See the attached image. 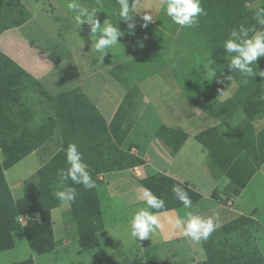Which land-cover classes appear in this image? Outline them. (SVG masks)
<instances>
[{
	"label": "crops",
	"instance_id": "0c3cea01",
	"mask_svg": "<svg viewBox=\"0 0 264 264\" xmlns=\"http://www.w3.org/2000/svg\"><path fill=\"white\" fill-rule=\"evenodd\" d=\"M20 1L29 13L28 18L18 26L0 32V143L32 133L33 136L29 138V142L25 141V144L20 146L15 145L12 149L17 152L28 143L34 142H36V147L10 167L2 169L13 200L22 196L24 183L35 184L38 179L37 170L56 153L62 151L65 153L64 150L70 143L77 145L85 164L86 160H101L102 155L107 154L108 145L102 129V122L96 116L91 115V112L81 110L82 98L75 94L63 98L61 106L69 114L63 113L56 118L54 96L79 89L99 110L106 123L112 119L127 87L131 85H137V93L140 92L142 96L143 106L152 105V99L145 96L138 85L143 77L139 78L140 80L137 82L136 78L135 82L134 80L131 83L128 82L133 73L132 67L129 65L132 64L133 59H136L139 51L137 43L144 39L151 41L155 37H161L162 40H167L166 37L169 40L171 37V39L186 43L214 44L221 42L225 40L224 37L229 34L231 29L241 24L245 27L252 26L250 21L245 18L246 12H251L260 3V0L244 2L242 0H201L206 15L199 17V24L195 27H181L165 14L164 9L157 8L160 0H139L141 7L150 6L153 8L157 19L144 28L140 26L141 22L137 16L135 34L129 35L127 23L117 20L118 17L115 15L119 9L118 2L80 0V3L86 6L99 7L97 19L101 23L104 19L113 24L117 23L125 32L120 39H127L137 48L132 55L126 56V59L120 56V52H124V47L122 49L113 48L104 57L103 63H100L98 57L95 58L96 54L91 51L90 26L83 24L77 28L73 18L74 13L67 8L69 0H42L41 8L35 7L38 0ZM228 28L230 29L227 30ZM202 51L199 53L203 58L210 57V55L215 56L213 50ZM112 70L115 74H112ZM203 80L204 78H202ZM192 83L189 85L190 82H188L186 86L170 83L173 86L179 85L180 89L171 93L164 106L162 104L166 101L165 97L167 96L162 91L165 92V89L160 88L159 92L154 95L157 104H160L154 106L163 121L154 130L153 137L159 139L167 147L169 160L168 164L164 165L165 167L152 172H161L175 179L192 188L200 194V197L192 202L191 209H184L183 206H180L156 213H165L163 220L168 223V220L173 217L172 214H168V211H173L174 216L178 214L181 217H185L187 211H192L203 217H212L214 222L220 226L240 215L250 217L261 226V229L253 233V236L258 249L264 256V160H261L262 146L261 152L254 150L245 153L243 150L237 149L233 143L236 135L227 129L223 130L221 126L225 120L232 119L237 109L230 115L226 111H220L219 105L214 104V99L224 101L229 98L236 90L237 85L235 84V88L232 89L233 93L222 99L217 98V93H212L213 89L207 86L209 83ZM146 90L156 91L153 90L152 85ZM184 90L187 91L186 94L183 92ZM225 90H231V88H226L223 84L218 91ZM206 96L209 98L208 105H204L202 101ZM76 103H78V107ZM200 103H203V106ZM137 118L138 116L132 119V127L120 148L129 150L130 153L144 160V164L135 166L139 169L140 166H151L154 160L149 156H144V153L140 155L137 145L131 140L135 125L141 122V116ZM58 119L65 124L62 129L59 128ZM147 119L143 123L147 122ZM241 120L240 123L236 122L235 124L246 122L243 121V118ZM49 122H52L53 125L40 128ZM253 124L255 129H259L263 125V121L255 118ZM160 125L176 128L186 133L185 140L173 154L171 148L155 135ZM212 126H218L215 161L209 158L208 149L195 138L198 132ZM140 133L142 131H139ZM190 156L193 158V164L190 163ZM237 157L238 159L243 157L240 163L244 165V169L255 166V171L239 194L233 196L231 194L232 186L229 184L228 177L223 173L221 164L224 168L230 167L232 163L237 162ZM0 166H2L1 163ZM16 166L33 167L29 174L21 176L18 170H15ZM52 166H67L66 159L59 158L53 162ZM190 166H194L193 169ZM201 170L204 171V176L196 181ZM100 175L102 179L99 180L107 182L104 173H100ZM136 180V184H132L126 190L127 193L122 197L119 195L124 201V205L119 210L134 208L136 212L140 208L147 207L142 197L145 189L139 180ZM229 186L231 189L228 190ZM98 193L102 205V194ZM102 209L104 227L97 232L101 245L100 257L106 258L115 252V255L119 256L113 259L114 264H141L140 262H143L142 264H160L163 262V257L160 256L158 250V245L162 241L159 242L154 238L143 241L133 239L129 234V223L132 216L124 214L111 216L109 222L112 227L124 229L125 237L110 249L104 250L100 234L104 233L106 236L110 226L105 223L106 211L103 205ZM67 213H69L67 202H61L57 207L51 209V224L56 247L44 254H37L30 249L28 258H32L34 264H37L40 255L56 253L60 247L65 249L73 241L66 235L71 225L67 219ZM19 216L26 217L25 223L18 220ZM29 217L31 219L38 218L37 214H18L16 220L23 227ZM16 231L22 232V230ZM16 231H11L12 237ZM134 246H138L141 254L139 263H136L137 259L133 255ZM188 247L192 253L191 260L195 264H202L205 258L202 241L195 242L189 238ZM122 252L126 254L120 257ZM150 256L151 260L146 263L145 260ZM94 257L99 259L96 255Z\"/></svg>",
	"mask_w": 264,
	"mask_h": 264
},
{
	"label": "trees",
	"instance_id": "16d2710c",
	"mask_svg": "<svg viewBox=\"0 0 264 264\" xmlns=\"http://www.w3.org/2000/svg\"><path fill=\"white\" fill-rule=\"evenodd\" d=\"M111 1L117 2V0ZM244 1L247 0H242V2ZM261 6H264V0H260L259 5L253 8L251 12L247 11L245 15V18L252 25H255L258 30H260V26L256 24L253 13L257 7ZM28 16L29 13L20 0H0V32L20 25ZM242 18L244 19V15ZM227 30L224 31L228 32ZM227 37L228 35L224 39ZM222 43L223 41L216 42L209 44L208 47L215 52L217 58L221 56L218 60V75L221 78V82L226 79L224 78L225 76L231 75V78L236 82L237 88L229 98L220 103H215V105H219L220 111H226L230 115L236 109L241 110L246 122L244 124H235L228 128L227 131L236 135L233 142L234 146L245 153H250V151L253 152L254 150L260 151L262 146L263 155L261 160H264V101L258 99L260 95H264V78L254 75L252 78H248L247 84L241 83V74L228 69L229 56L224 52ZM253 69L254 71H264V57L258 58L256 66L253 65ZM113 73L115 74L112 70ZM137 92L138 87L136 84L127 87L109 123H106L99 110L79 89H73L53 98L56 118L59 115H63V113H67L61 106L63 98H68L75 94L82 98L81 110L91 112V115L96 116L102 122V129L108 145L107 154L102 155L101 160H86V165L96 185L102 182L97 178L100 173L131 169L144 164V160L141 157L130 153L129 150L120 148L132 127V105ZM202 101L204 105L209 104L207 96ZM76 105L78 107V103ZM200 105L203 106V103H200ZM255 118L263 121V125L259 129L254 127L253 121ZM57 123L60 129L65 125L60 119H58ZM52 125V122H49L40 128L43 129ZM217 130L218 126H212L195 135L196 140L208 149L209 158L213 161H215V143L218 141ZM155 135L171 148L172 154L179 149L186 138L185 132L165 125H160ZM31 136H33L32 133H27L21 138H13L0 143V163L2 165L0 166V251L14 246L11 231L16 230H22L29 248L37 254L50 252L56 247L51 224V209L61 203L54 196V192L58 188L60 170L67 168L68 165L52 166V164L59 158H65V153L63 151L56 153L41 166L37 170L38 179L36 183L32 185L24 183L22 196L15 200L11 197L2 172L3 168L10 167L25 157L29 151L35 149L36 142L28 143L17 152L12 149L15 145L25 144V141H28ZM241 159L243 157H239L236 163H232L227 168H224L221 164L222 171L228 177L229 184L232 186V189L229 186L228 190L231 189L233 196L239 194L255 171V166H249L244 169V165L240 163ZM138 180L144 189L150 190L165 201V208L159 211L152 210L154 213L183 206L172 191L174 185L178 184L182 187L188 193L192 202L200 197V194L192 188L161 172L148 173ZM68 184H71V181H68ZM72 186L76 187L78 191L76 200L68 203L74 227L73 236L78 245V252H89L99 247L100 242L97 232L104 227L100 195L97 187L85 189L82 185ZM18 214H37L38 218L31 219L29 217L26 224L22 227L16 220ZM259 229H261V226L257 221L242 215L224 223L206 241H202L205 255L202 264H263L264 256L258 249L253 236V233ZM9 264H34V261L32 258H26ZM160 264L170 263L162 262Z\"/></svg>",
	"mask_w": 264,
	"mask_h": 264
},
{
	"label": "rangeland",
	"instance_id": "374dc122",
	"mask_svg": "<svg viewBox=\"0 0 264 264\" xmlns=\"http://www.w3.org/2000/svg\"><path fill=\"white\" fill-rule=\"evenodd\" d=\"M41 2L42 0H38L35 7L41 8ZM165 39L167 40H162L161 37H155L151 41H146L145 39L141 40L140 42H142V46H140V42L137 43L139 44L138 55L136 56V59L131 61L133 65H129L132 67L133 73L131 74L128 82L131 83L133 80L135 82V78L137 82L143 77L138 85L142 90V93L149 99H152L153 105L152 106L150 104L147 107H145V105L143 106L140 92L135 95L132 105V119L137 116L138 118L141 116V122H138L135 125V131L131 134V140L137 145L140 155H143L144 153V156L151 157L154 162H152L151 166H140L139 175H136L132 168L129 171L121 170L104 173V178L107 182H100L96 185V187L98 192L102 194V205L106 211L105 223L108 226L111 225L109 222L110 217L115 214L117 216L124 214L130 217L135 214L134 208H127L125 210H122L121 208V210H119L120 207L124 205V201H122L119 195L122 197L123 194L127 193L126 190L129 189L132 184H136V179H139L154 170L158 171L159 169L165 167L164 165L168 164L169 156L167 147L159 139L153 137L154 130L161 123V121H163L157 108L154 106L160 105L157 104V101L155 100V93L159 92L160 88L165 89V92L162 91V93H165L167 96L165 97L166 101L162 104L164 106L165 103L168 102L167 99L171 93H173L176 89L179 90V85L182 84L186 86L188 82H190L189 85H191V82H193L192 84H196L198 82L206 84L205 82H207L209 83L207 86L210 89H213L212 93H217V98L222 99L224 96L233 93L232 89L235 88L234 86L236 82L232 78L224 79L223 82H221V78L218 75V60L221 56L217 58L216 54H214L215 56L210 55V57L203 58L199 53L203 52L202 50L209 49V44H202L199 42L186 43L181 42L180 40L171 39V37L169 40L168 37ZM119 43L121 45L114 46L113 48L122 49L124 47V52H120V56L123 58L132 55V53L137 50L136 46L130 44L127 39H120ZM213 72L216 73L213 75ZM202 78H204V82L202 81ZM170 83H176L179 85L173 86ZM223 84L226 88H231V90L218 91ZM151 85L153 90L156 91L146 90V88ZM183 92L185 94L187 93L185 90ZM222 101L214 99V104ZM146 118H148L147 122L143 123ZM241 118H243L244 122L246 121L241 110L238 109L236 114L232 116V119H227L221 123L223 130L230 128V126H233L236 122L240 123V121H242ZM139 131H142V133L139 134ZM192 161L193 158L190 156L191 164H193ZM32 167L33 166H16L15 170H18L19 174L22 176L24 174H29ZM190 167L193 169L194 166ZM203 176L204 171L201 170L196 181ZM156 214L159 215L161 228L157 230L156 234L151 239L154 238L158 239L159 242L160 240L162 241L158 245V250L160 256L163 257V262L167 261L170 264H195V262L191 260L192 253L188 247L189 238L183 236L180 229H174L169 223V220L168 223L163 220V215H166L165 213ZM168 214H172V218H174L173 211H168ZM67 219L69 224L71 222V225L67 230L66 235L73 241H71L65 249L64 247H60L59 251L56 253L40 255L38 257L37 264H114L113 259L118 258L119 255H115L116 253L114 252V254L109 257H100L99 251L101 245H99V247L95 250L79 253L77 251L78 246L75 241L76 239L73 236L74 227L70 212L67 213ZM125 235L126 233L124 229L120 230L116 227L110 226L107 230L106 236L104 233L100 234L102 242L104 243V250H108L110 247H113L115 243L122 240ZM13 237V248L0 252V264H9L28 258L30 248L22 232L16 231ZM133 250V255L137 259V263L139 258H141V254L138 250V246H134ZM151 251H153V249H151ZM123 254L126 253L122 252L120 257ZM95 255L98 256L99 259H95ZM150 260L151 256L148 257L145 262L148 263L147 261ZM140 263L142 264L143 262Z\"/></svg>",
	"mask_w": 264,
	"mask_h": 264
},
{
	"label": "clouds",
	"instance_id": "9594fccd",
	"mask_svg": "<svg viewBox=\"0 0 264 264\" xmlns=\"http://www.w3.org/2000/svg\"><path fill=\"white\" fill-rule=\"evenodd\" d=\"M119 9L115 13L117 20L127 23V33L135 34L136 18L139 16L140 26L148 27L156 21L157 15L152 7L139 5V0H117ZM67 8L74 13V20L77 28L83 24L90 26L92 44L91 51L96 54L100 63L114 46L121 45L120 38L125 34L117 23L104 19L101 23L97 19L99 7H89L80 0H69ZM157 8L165 10V14L181 27H195L199 24V17L206 15L201 5V0H160ZM151 10V11H148ZM256 24L245 27L243 24L230 30L228 37L223 41L222 48L229 56L228 69L241 74V83L247 84L248 78L259 75L264 78V71H254L258 58L264 57V6L257 7L253 13ZM142 46V42H140ZM257 68V67H256ZM216 72H213V75ZM212 75V76H213ZM223 75V74H222ZM224 78L231 79V75ZM264 101V95L258 97ZM65 151L67 168L59 172L58 188L54 196L60 202H74L78 196L76 187L72 185H82L85 189L96 187L87 165L82 159V153L74 143H70ZM71 181V184H68ZM172 191L177 199L182 203L184 209L192 208L191 198L188 193L178 184L174 185ZM142 197L147 207L140 208L132 216L129 223V234L137 240H150L161 228L160 218L152 210H163L165 201L145 189ZM174 229H180L182 235L195 242L206 241L210 235L220 226L214 222L212 217H203L192 211H187L185 217L178 214L169 220Z\"/></svg>",
	"mask_w": 264,
	"mask_h": 264
},
{
	"label": "built area",
	"instance_id": "2783aa9c",
	"mask_svg": "<svg viewBox=\"0 0 264 264\" xmlns=\"http://www.w3.org/2000/svg\"><path fill=\"white\" fill-rule=\"evenodd\" d=\"M133 170H134V173H135L136 175H139V174H140V173H139V169H138V167H134ZM97 178H98V179H102V177H101L100 174L97 176ZM18 220H19L21 223H25V221H26V217H25V216H19V217H18Z\"/></svg>",
	"mask_w": 264,
	"mask_h": 264
}]
</instances>
